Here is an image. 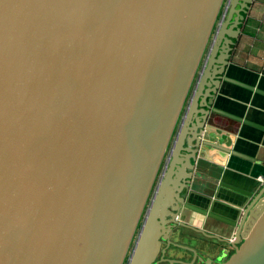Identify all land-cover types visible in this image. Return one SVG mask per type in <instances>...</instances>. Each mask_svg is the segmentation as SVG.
<instances>
[{"label":"water","instance_id":"95a60500","mask_svg":"<svg viewBox=\"0 0 264 264\" xmlns=\"http://www.w3.org/2000/svg\"><path fill=\"white\" fill-rule=\"evenodd\" d=\"M253 2L0 0V264H153L174 230L217 239L201 217L236 229L224 264H264V186L203 169L213 113L264 130L215 108L224 81L264 95L225 77Z\"/></svg>","mask_w":264,"mask_h":264},{"label":"crops","instance_id":"0c3cea01","mask_svg":"<svg viewBox=\"0 0 264 264\" xmlns=\"http://www.w3.org/2000/svg\"><path fill=\"white\" fill-rule=\"evenodd\" d=\"M250 9L241 27L242 36L233 49L225 77L264 92V0H254ZM225 12L226 8L223 6L221 19L226 15ZM215 108L264 127V95L241 85L224 81L217 95ZM209 128L208 139L225 150H206L208 153L203 166L204 176L221 178L230 186L257 194L264 186V183L258 181L260 177L264 179V130L217 113L211 115ZM227 150L230 151L226 152ZM211 201L199 204L207 208L210 206L216 213L240 220V213L249 199L243 193L218 188ZM194 224L193 227L216 235L220 234L218 229L223 226L217 220L204 217L194 221ZM235 232L236 229L230 228L228 236L233 238ZM179 233L180 231L177 232V239ZM184 238L187 240L188 237Z\"/></svg>","mask_w":264,"mask_h":264},{"label":"flooded vegetation","instance_id":"af4514ba","mask_svg":"<svg viewBox=\"0 0 264 264\" xmlns=\"http://www.w3.org/2000/svg\"><path fill=\"white\" fill-rule=\"evenodd\" d=\"M222 227L226 228V235L215 234L219 240L189 230H179V239L178 231L168 233L167 241L161 239V249L153 264H224L234 253V248L224 241H231L232 237L228 236L231 226ZM184 237H188L187 240Z\"/></svg>","mask_w":264,"mask_h":264},{"label":"rangeland","instance_id":"374dc122","mask_svg":"<svg viewBox=\"0 0 264 264\" xmlns=\"http://www.w3.org/2000/svg\"><path fill=\"white\" fill-rule=\"evenodd\" d=\"M223 6H224V4H223ZM223 6H222V7H223ZM221 11H223V8H222ZM221 11H220V13H219V16H218V19H217V22H216L215 28H214V30H213V33L211 34V37H210V39H209V42H208V44H207V46H206V50H205V53H204L203 58H202V60H201L200 66H199V68H198L197 75H198V73L202 70L203 65L205 64L206 57H207V54H208V51H209V48H210V45H211L212 38H213V36H214V32H215L216 26H217V24L219 23V21H220V19H221ZM197 78H198V77H197ZM187 102H188V101H187ZM176 129H177V128H176ZM171 143H172V142H171ZM166 157H167V153L165 154V157H164V158H166ZM163 164H164V163H163ZM138 227H139V226H138ZM137 233H138V229H137ZM134 240H135V238H134ZM131 250H132V245H131V247H130V249H129V251H128V254H127V256H126V259H125V261H124V264H127V259H128V257L130 256Z\"/></svg>","mask_w":264,"mask_h":264},{"label":"built area","instance_id":"2783aa9c","mask_svg":"<svg viewBox=\"0 0 264 264\" xmlns=\"http://www.w3.org/2000/svg\"><path fill=\"white\" fill-rule=\"evenodd\" d=\"M258 181L262 184L264 183V179L262 177L258 178Z\"/></svg>","mask_w":264,"mask_h":264}]
</instances>
